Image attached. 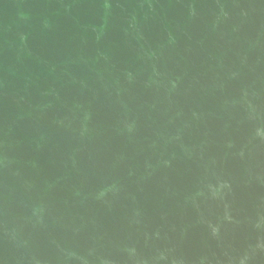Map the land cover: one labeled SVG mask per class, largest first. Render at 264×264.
<instances>
[{
  "label": "water",
  "instance_id": "water-1",
  "mask_svg": "<svg viewBox=\"0 0 264 264\" xmlns=\"http://www.w3.org/2000/svg\"><path fill=\"white\" fill-rule=\"evenodd\" d=\"M0 264H264V0H0Z\"/></svg>",
  "mask_w": 264,
  "mask_h": 264
}]
</instances>
